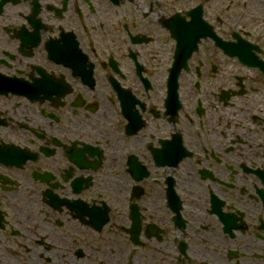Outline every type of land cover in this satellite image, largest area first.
I'll use <instances>...</instances> for the list:
<instances>
[{
    "label": "flooded vegetation",
    "instance_id": "obj_1",
    "mask_svg": "<svg viewBox=\"0 0 264 264\" xmlns=\"http://www.w3.org/2000/svg\"><path fill=\"white\" fill-rule=\"evenodd\" d=\"M0 264H264V0H0Z\"/></svg>",
    "mask_w": 264,
    "mask_h": 264
}]
</instances>
